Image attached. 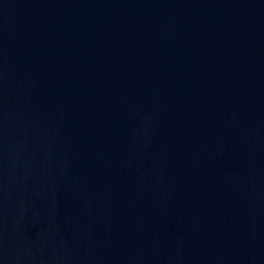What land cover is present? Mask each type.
I'll return each mask as SVG.
<instances>
[{"label":"water","instance_id":"1","mask_svg":"<svg viewBox=\"0 0 264 264\" xmlns=\"http://www.w3.org/2000/svg\"><path fill=\"white\" fill-rule=\"evenodd\" d=\"M0 264H264V0H0Z\"/></svg>","mask_w":264,"mask_h":264}]
</instances>
